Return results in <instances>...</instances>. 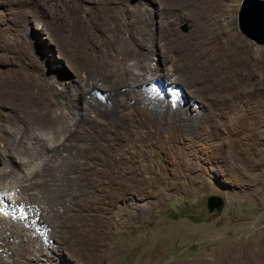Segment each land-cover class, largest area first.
I'll return each mask as SVG.
<instances>
[{"label": "rangeland", "instance_id": "rangeland-1", "mask_svg": "<svg viewBox=\"0 0 264 264\" xmlns=\"http://www.w3.org/2000/svg\"><path fill=\"white\" fill-rule=\"evenodd\" d=\"M145 1L126 3L134 8ZM92 2L101 3L0 0V83L10 81L11 92L5 96L17 98L14 109L19 114L44 115L45 106L39 99L43 78L74 86L65 58L76 62L85 75L98 63L90 53L89 41L117 43L105 24L96 31L79 32V7ZM166 2L147 7L157 38L167 33L156 26L164 20ZM239 4L240 0H193L194 7L189 8L200 18V6L213 7V21L220 19L232 32L214 46L208 59L216 68L212 69L215 79L210 82V75L208 82L202 79L196 84L202 90L196 99L204 107L192 102L197 96L190 85L183 91L187 99L180 89L164 86L181 97L185 115L206 116L211 131L198 139L186 136L170 143L166 136H146L129 121L132 129L128 126L121 131L115 146L104 147L103 159L89 168L68 164L67 139L61 133L52 158L56 172L48 188L52 189V203H43L36 193L40 185H34L27 193L31 200L26 195V204L17 205L21 183L0 179V189H4L0 194V218L4 220L0 264H264V44L257 45L238 30ZM172 22L169 26L177 34L194 33V24H190L194 21L174 18ZM212 25L209 19L208 27ZM154 50L153 64L157 60ZM233 68L241 70L243 79L237 82L236 76L226 81ZM9 69L14 73H4ZM148 76L156 77L153 72ZM174 79L168 77L169 82ZM151 82L153 88H159ZM105 105L106 112L115 114L112 98ZM8 122L0 119V125L9 129L2 134L1 145L16 140V131ZM82 122L73 134L80 144L103 147L113 136L105 122L94 124L87 117ZM45 162L46 158L34 162L30 169H41ZM3 168L0 159V170ZM211 196L221 202L219 212L207 210L206 200ZM10 231L21 234L19 244L9 237Z\"/></svg>", "mask_w": 264, "mask_h": 264}, {"label": "bare ground", "instance_id": "bare-ground-1", "mask_svg": "<svg viewBox=\"0 0 264 264\" xmlns=\"http://www.w3.org/2000/svg\"><path fill=\"white\" fill-rule=\"evenodd\" d=\"M127 1L106 0L98 4L92 2L90 6L81 4L83 5L80 6L81 8L77 5L80 10L76 19L79 32L84 34L83 29L96 31L100 29V25L105 24L110 30L112 29L115 38H118L117 43L102 40L89 41L90 53L98 63H95L93 70L85 75L78 71L77 66H75L76 62L74 64L69 58L62 59L69 68L74 86H66L63 83L42 77L44 82H42L43 88L40 90L39 99L42 106H45V108L43 107L45 109L43 116L19 114L14 109L17 98L12 100L6 98L11 92L10 81L6 80V84L0 83V119L9 121L8 126L16 131V140H13V144H9V141L6 144H0V159H2L4 167L2 171L0 170V179H12L17 184L21 183L19 187L20 196L17 197L18 200L16 201L17 205L24 206L26 204L25 197L30 198L27 193L34 189V185H40L36 192L41 195L40 200L46 204L47 202L48 204L52 203V189L49 191L48 188L50 181H52L51 178L56 172L52 158L55 156V147L59 144L56 143V140L61 133H65L63 138L67 139L68 164L71 167L89 168L95 166L99 159H103L104 147L110 150L109 144L115 146V140L121 131H125L128 126L132 129L129 121H134L140 130L143 129L146 136H166L170 143L181 142L186 136H193L198 139L211 131L206 116L197 119L185 115L181 106V97L175 93L167 92L164 86L169 84L180 89L182 97L187 99L183 91L187 92L185 86L190 85V87L195 88L192 93L197 96L192 102L197 101L196 98L200 97V93H202V90L200 91L197 87L201 80L207 81L206 77L210 75H212L210 82L215 79V72L212 71L215 66L212 60H208L211 52L214 51V46L217 43H223L224 37L230 36L232 32L224 26L225 23L223 24L220 19L213 21V18L210 17L213 7H206L205 9L200 6L202 11H200L202 15L200 18L198 17L199 14L197 15L192 10L189 11V8L193 6V0H167L168 3L166 0H146L145 2H138L134 8L128 6ZM165 2L167 5L164 8L166 11L163 16L164 20L160 21V24L158 21V25L155 24L161 31L163 29L165 32H169L168 39H166L167 33H162L163 38H160V34L159 38L153 34L150 23L151 10L147 9L148 5L159 3L162 5ZM173 11L178 13L177 17L175 16L176 13L175 15L171 14L174 13ZM174 18L180 21H194L190 22V24H194V33L186 36L177 34V31L175 32L169 26ZM204 19L207 21L200 23V20ZM209 19L213 23L210 27H208ZM235 38L236 41L240 42L239 36L235 35ZM154 48L157 51L155 64H153L154 59L151 56V52L155 51ZM58 53H60L59 50ZM10 72L13 70L9 69L4 73ZM148 72H153L156 77L149 78ZM174 76L175 79L169 82L168 77ZM176 76L181 78H176ZM236 76V81L243 79L241 70L238 71L233 68L228 73L226 81ZM151 81H155L159 88H153ZM222 81L226 82L225 79ZM222 85L221 83L220 86ZM110 98L116 104L115 114L106 112L104 108L106 107L105 102ZM197 102L200 103L201 107H204L205 104ZM5 109H9V113H3L2 111ZM76 117L79 118L76 119ZM85 117L94 121V124L95 121L105 122L108 125L106 130L113 131V136L108 138L105 146H85L80 142L78 143L73 137L74 132L84 124L82 121ZM114 126L119 127L120 131L118 132ZM3 127L0 125L1 140L3 133H9V129ZM125 145L124 147H127ZM45 158L47 163L45 162L41 169H30L34 162H43ZM56 163L54 165H57ZM37 178L40 180L39 183L36 182ZM3 191L4 189H0V194ZM3 221L0 218V230ZM18 227H21V223L18 224ZM17 232L10 231L8 234L12 240H16L19 244L21 234L19 235Z\"/></svg>", "mask_w": 264, "mask_h": 264}, {"label": "water", "instance_id": "water-1", "mask_svg": "<svg viewBox=\"0 0 264 264\" xmlns=\"http://www.w3.org/2000/svg\"><path fill=\"white\" fill-rule=\"evenodd\" d=\"M237 28L257 45L264 44V0H240L237 14ZM208 211H220L221 202L216 197L206 200Z\"/></svg>", "mask_w": 264, "mask_h": 264}]
</instances>
